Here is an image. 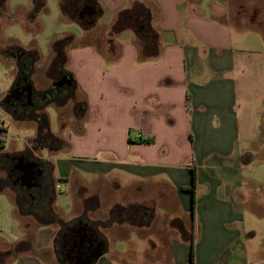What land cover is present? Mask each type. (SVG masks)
Returning <instances> with one entry per match:
<instances>
[{
	"label": "crops",
	"instance_id": "obj_1",
	"mask_svg": "<svg viewBox=\"0 0 264 264\" xmlns=\"http://www.w3.org/2000/svg\"><path fill=\"white\" fill-rule=\"evenodd\" d=\"M138 4L150 13L156 42H141L130 28L111 34L120 14ZM63 5L72 14L95 7L96 15L83 19L84 28L63 15ZM4 6L20 10L34 34L33 49L15 47L50 53L53 62V45L67 40L59 72L73 87L60 95L74 98L55 107H77L75 119H84L83 136L66 134L70 155H30L53 164V181L68 187V215L80 216L68 218L55 184L62 221L22 218L30 229L8 254L11 264H67L58 246L62 226L74 221L102 241L90 264H190L192 254L194 264H261L251 261L246 241L249 218L264 216L254 194L264 188L263 169L253 162L257 142L264 143V52L234 37L239 14L219 0H0ZM74 25L90 35L84 46L75 44ZM97 29L104 40L92 39ZM113 42L118 55L105 49ZM167 192L174 203L160 194Z\"/></svg>",
	"mask_w": 264,
	"mask_h": 264
},
{
	"label": "rangeland",
	"instance_id": "obj_2",
	"mask_svg": "<svg viewBox=\"0 0 264 264\" xmlns=\"http://www.w3.org/2000/svg\"><path fill=\"white\" fill-rule=\"evenodd\" d=\"M219 1L222 2L226 7L230 8L232 13L239 14L237 19L242 20L241 22H237L238 25L234 24V26H232L234 37L240 36L242 41H245V43L247 42V48L249 50L264 52V0ZM0 12L2 14L0 16V120L5 123L4 128L6 129L4 138L6 141V148L5 150H0V156L1 154L7 153L12 155L13 158H17L20 157L18 156L19 154L26 151L31 140L36 136L37 123L34 120H31L34 107H29V109L26 111L24 110L18 115H14V109L6 105L3 101L7 92L18 80V65L16 59L12 55V49L15 46H20L23 49H33L34 47H31V44H34V34L29 33L26 30L27 20L21 15L20 10H16L18 14H14L12 9L4 6V10L0 9ZM240 23L243 24L245 30H242V28L239 27ZM72 27V31L80 36L78 37L76 35L77 40L75 41V44H77V46H84V44L89 41L88 38L90 35L84 37V32L78 26L74 25ZM95 36L100 37V41L104 40L103 35L100 34L98 29L91 33L92 39ZM35 49L39 50L38 48ZM105 49L111 54L118 55L120 47L116 44V42H113L112 44L108 45V47H105ZM52 56L53 55L50 53H48V55H43L40 51V60L34 65L30 73V82L33 90L37 91V93L47 91L45 95H40L38 93V95H40L37 101L38 105L43 104V106H47V104H49V89L60 75L61 72H59V69L64 67V59L59 64L55 60L52 62ZM49 74L55 79L54 82L53 80L49 79ZM53 87L54 86H52V88ZM43 96H45L46 100H42L40 103L39 99H42ZM78 96L79 97L77 100L82 101L84 98L83 92L80 91ZM62 100L65 103L67 102L66 98H63ZM76 108L77 107H55L54 103L48 105L45 110L41 109L42 111L44 110L46 112L51 133L54 136L60 138L62 141L67 142L66 134L78 136V134L82 132L80 135L83 136L84 119H75L74 112ZM41 110L39 111L41 112ZM66 142H64L65 147L61 150L63 156L71 154L70 145H68ZM256 146L257 149L253 153V156L257 159L253 162H256L259 165L257 172L259 169H263V175L260 178L262 181H264V143H262L260 140L257 142ZM12 162L13 161H11L10 165H12ZM38 162L41 163L39 160ZM43 164L50 170H53L54 168L53 164L50 162H45ZM249 164L252 165L253 163ZM0 176L3 178L6 177L4 173H0ZM89 178L90 179L87 177L86 179H88V182L91 183V177ZM74 183L77 186L79 184V180L75 179ZM54 184L58 185V199L59 201L63 202L64 209L67 212L65 214L68 215L71 213H68V211L71 210V201L69 199L67 184L63 182L57 183L55 181ZM1 185H7L11 188H16V186L12 183V180L9 179L8 182H0V186ZM256 190L257 191L254 192V194L258 196L260 201L258 209H261L264 213V188H258ZM125 194L129 195V193ZM125 194L121 195L120 193L119 197L121 198V196H125ZM160 194L165 195L167 199L173 203L175 202V196H172V193L167 192V194ZM80 196L84 201L83 198L85 194L82 192L80 193ZM81 203L83 204L85 202ZM57 214L60 217L62 216L58 211ZM79 214V210L74 211L70 216L68 215V218H71V216L73 218L75 216H80ZM125 214L126 217L124 219H126V221L132 222V212L127 211ZM122 216V212L116 214V217L122 218ZM248 221L247 227L249 229L251 228V231L253 232V237L246 241V247L249 251L251 261H261V264H264V216L259 218H249ZM55 224L59 226L60 220H58ZM28 229H30V225L28 226V222L23 221L20 216V212L16 207L15 194L10 189H6L3 193H0V264H11V259L8 254H11V251L17 246V243L24 239L25 231ZM150 232L152 231H149V233ZM160 237L161 239H158L159 244H165V235H161Z\"/></svg>",
	"mask_w": 264,
	"mask_h": 264
},
{
	"label": "trees",
	"instance_id": "obj_3",
	"mask_svg": "<svg viewBox=\"0 0 264 264\" xmlns=\"http://www.w3.org/2000/svg\"><path fill=\"white\" fill-rule=\"evenodd\" d=\"M62 13L65 16H71L84 27H88V23H86L85 20L80 21L78 19L76 12L71 13V8L68 7V5L62 6ZM74 15V16H73ZM149 17L150 13L149 11L143 6V5H136L133 9L124 11L120 14L118 17L117 22L112 27L111 34L115 35L119 32H121L124 28H130L134 30L136 36L141 42H156L158 40L157 34L153 31L149 24ZM67 40H60L56 42L53 45V52L55 54V61L59 64L64 59L65 62V50L67 47ZM12 55L17 61L18 65V80H26L27 82H30V73L34 67V65L39 61V54L36 51H25L19 47H14L12 49ZM64 64V63H63ZM17 80V81H18ZM50 94L52 93L49 91ZM49 94V93H47ZM74 95H68L65 98L68 100L69 98H74ZM62 100V98L60 99ZM52 101L50 99V104H58L62 105L65 102L64 101ZM59 102V103H58ZM44 108L46 107L43 106ZM42 108V109H44ZM41 110V109H40ZM31 120H34L37 123V132L34 139L31 140L29 147L24 151L23 153L19 154L18 156H30L32 152H36L42 149H48L50 151H61L64 146V141L59 139L58 137L54 136L50 131L49 121L48 117L46 115V112L41 110L34 109V112H32ZM4 122L1 121L0 125V150H5L6 148V141H5V133L6 129L4 128ZM137 141H140L141 143H153L154 141L152 139H138ZM15 158V157H14ZM12 155L4 153L0 156V173H4L6 177L0 176V182H8L9 178V170H10V163L14 159ZM10 160V162H9ZM3 161V163H2ZM42 165H44L40 161ZM50 170V169H49ZM196 185V176L195 172H193V183L191 190L193 191L195 189ZM6 189H10L14 194L16 198V207L18 211L20 212L21 218L26 217H33L36 219L38 224L40 225H54L57 223L58 220L60 222L62 221L60 219V216L57 214V212L54 209V205L56 202V191H55V184L53 181V170L51 169L49 171V174L45 180L44 183H42L41 187L35 189L32 191H27L25 189H21L19 187L11 188L7 185H1L0 186V193H3ZM76 222H70L65 223L64 226L68 225H74ZM60 241V240H59ZM190 264H194V257L193 254L191 256V262Z\"/></svg>",
	"mask_w": 264,
	"mask_h": 264
},
{
	"label": "flooded vegetation",
	"instance_id": "obj_4",
	"mask_svg": "<svg viewBox=\"0 0 264 264\" xmlns=\"http://www.w3.org/2000/svg\"><path fill=\"white\" fill-rule=\"evenodd\" d=\"M84 8L85 6L77 9L78 18ZM84 19L89 20V17H85ZM67 78L69 76L65 74H60L57 77L54 87L50 90L52 93L49 94V98L52 101L60 100L62 98L60 95L62 91L68 92L72 90L73 85H68ZM31 88L32 85L26 80H18L7 92L3 102L14 109V115H18L24 110L26 111L29 107H34L33 109L36 110L44 108L43 104L38 105L37 103L40 95L33 88L30 92ZM39 101L41 103L42 99H39ZM9 171V178L16 187L33 192L45 182L50 170L45 165L39 163L38 160L24 155L13 159ZM32 178L33 180H31ZM58 247L60 258L64 263L90 264L103 246L101 239L93 229L63 225Z\"/></svg>",
	"mask_w": 264,
	"mask_h": 264
},
{
	"label": "water",
	"instance_id": "obj_5",
	"mask_svg": "<svg viewBox=\"0 0 264 264\" xmlns=\"http://www.w3.org/2000/svg\"><path fill=\"white\" fill-rule=\"evenodd\" d=\"M94 15H96V8L95 7H90V6H87L85 7L81 13H80V17L79 19L80 20H83L85 17H93ZM68 79V85L71 86L72 84V80L70 78H67ZM60 87V86H59ZM32 91V88L30 89V92ZM33 175V174H32ZM33 180V178L31 179ZM100 252L94 257V259H98L100 257Z\"/></svg>",
	"mask_w": 264,
	"mask_h": 264
},
{
	"label": "built area",
	"instance_id": "obj_6",
	"mask_svg": "<svg viewBox=\"0 0 264 264\" xmlns=\"http://www.w3.org/2000/svg\"><path fill=\"white\" fill-rule=\"evenodd\" d=\"M0 125H1V120H0Z\"/></svg>",
	"mask_w": 264,
	"mask_h": 264
}]
</instances>
